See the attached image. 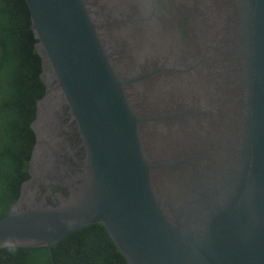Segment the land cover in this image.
Returning <instances> with one entry per match:
<instances>
[{
	"label": "water",
	"instance_id": "water-1",
	"mask_svg": "<svg viewBox=\"0 0 264 264\" xmlns=\"http://www.w3.org/2000/svg\"><path fill=\"white\" fill-rule=\"evenodd\" d=\"M46 86L0 249L103 224L129 264H264V0H26Z\"/></svg>",
	"mask_w": 264,
	"mask_h": 264
},
{
	"label": "trees",
	"instance_id": "trees-1",
	"mask_svg": "<svg viewBox=\"0 0 264 264\" xmlns=\"http://www.w3.org/2000/svg\"><path fill=\"white\" fill-rule=\"evenodd\" d=\"M26 0H0V220L20 196L36 142L31 127L46 86ZM7 246L0 264H129L101 223L68 233L52 247Z\"/></svg>",
	"mask_w": 264,
	"mask_h": 264
},
{
	"label": "clouds",
	"instance_id": "clouds-1",
	"mask_svg": "<svg viewBox=\"0 0 264 264\" xmlns=\"http://www.w3.org/2000/svg\"><path fill=\"white\" fill-rule=\"evenodd\" d=\"M5 248V247H4ZM3 249V248H2Z\"/></svg>",
	"mask_w": 264,
	"mask_h": 264
}]
</instances>
